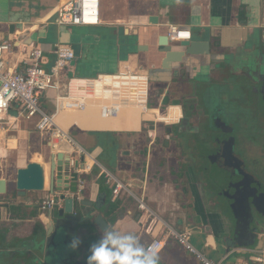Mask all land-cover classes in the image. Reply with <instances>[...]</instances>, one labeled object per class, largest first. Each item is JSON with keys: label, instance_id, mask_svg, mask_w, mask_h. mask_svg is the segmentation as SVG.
<instances>
[{"label": "crops", "instance_id": "0c3cea01", "mask_svg": "<svg viewBox=\"0 0 264 264\" xmlns=\"http://www.w3.org/2000/svg\"><path fill=\"white\" fill-rule=\"evenodd\" d=\"M58 5L59 0H0V41L10 42L14 52L4 57L6 68L23 71L25 52L39 48L44 53L43 67L48 69L55 48L68 45L75 59L61 75L64 91L69 81L76 91L75 87L99 74L140 69L149 76L157 105L145 115L138 109H125L115 120H105L93 107L85 112H60L55 122L76 145L64 143L55 148L48 135L36 130V119L26 120L21 108L12 104L0 126V178L10 185L0 196V232L32 239L35 224L42 222L38 205L48 193L17 196L12 185L17 169L39 163L45 167L48 182L50 155L64 153L73 158L79 146L87 153L79 165L91 168L85 175L84 197L99 208L108 230L134 234L144 248L153 239L162 240L165 246L157 255L158 264H201L175 238L185 233L194 249L209 260L258 264L254 257L264 258V228L253 235V227L237 232L233 227L226 235L220 200L211 187L202 185L208 178L183 173L180 179V174L161 166L162 160H155L158 152H168L172 144L165 138H142L141 133L143 124L152 119L163 124L177 121L183 103L198 89L211 84L224 89L221 84L231 79L247 84L245 74H253V64L264 68V0H102L101 22L93 27L58 26ZM170 25L189 31L188 41L201 42L207 54L182 56L179 42H169L174 52L168 46L163 54L159 45ZM55 95L54 90H47L41 96V109L48 115L54 112ZM109 174L129 184L130 192L113 197L114 182L106 184ZM253 178L263 181L257 175ZM241 217L246 218L242 213ZM260 221L264 216L260 215ZM232 223L235 226L236 218Z\"/></svg>", "mask_w": 264, "mask_h": 264}, {"label": "built area", "instance_id": "2783aa9c", "mask_svg": "<svg viewBox=\"0 0 264 264\" xmlns=\"http://www.w3.org/2000/svg\"><path fill=\"white\" fill-rule=\"evenodd\" d=\"M101 2L102 0H59L57 25L98 26L101 22ZM167 38L169 42L188 41L191 33L170 25ZM13 53V45L10 42L0 41V126H3L5 122L3 116L9 111L11 105L17 104L24 118L26 120L36 119V130L48 135L51 146L58 148L64 143L76 145L73 139L55 122V117L60 112H85L93 107L99 109L105 120H115L120 117L123 110L128 108L138 109L142 115L149 110L150 81L144 70L127 68L115 73L99 74L96 78L87 79L83 84L75 87L76 91L69 81L64 91L60 82L61 75L75 59L74 51L70 46L61 44L55 48V59L48 69L43 67L44 53L39 48H32L25 52L23 71L15 72L7 69L4 57ZM47 90H54L56 93L54 112L51 115L46 114L40 106L41 96ZM164 124L168 125L166 122ZM85 155H87L86 151L77 146L74 155L76 157L70 158L71 168H74L76 160L78 162ZM90 169L84 164L74 169L78 175L77 190L71 197L76 203L84 196L87 183L85 175L90 172ZM111 182H114L111 191L113 197L121 191L130 192L129 184H123L109 174L106 184ZM68 197L69 195L62 193L49 195L39 203V211L51 213L55 208L62 209ZM139 207L143 209L144 205L140 204ZM188 237L189 233L175 234L178 243L193 254L201 264H223L205 258L189 243ZM262 238L264 242V234ZM164 246L162 240L153 239L145 246V249L157 256ZM254 260L258 264H264V258L261 256L254 257Z\"/></svg>", "mask_w": 264, "mask_h": 264}, {"label": "flooded vegetation", "instance_id": "af4514ba", "mask_svg": "<svg viewBox=\"0 0 264 264\" xmlns=\"http://www.w3.org/2000/svg\"><path fill=\"white\" fill-rule=\"evenodd\" d=\"M245 76L247 84H242L243 81L235 79L226 83L221 82L224 87V89L221 88L223 90L221 93H225L221 103L224 104L223 106H211L209 98L216 93L217 87L214 84L206 85L203 90L195 91L194 96L183 103L180 109V117L177 121L166 125L163 131L164 136H156L155 134L151 137V132L156 133V130L149 126L148 132L150 133L144 137L153 138L155 141L165 138L172 145H170L168 152L165 149L162 152L168 153L167 156L170 157L176 150L183 159L181 163H177L178 170L172 169L171 172L176 171L177 174H181L182 172L179 171H183V173H189L193 177L195 175L206 176L212 170L222 173L220 178H214L213 181L208 178V182L199 183L206 187H213L215 183L219 185L223 180L221 178L230 176L233 177L232 180L238 183L237 185H241L243 180L247 184L250 180L252 181L250 176L256 175L261 177L264 182V163L262 164L263 167H257V163L264 162V151L261 150L258 157L257 155L253 156V144L255 146L262 145L261 147L264 148V142H253L252 136L253 107L257 112L262 109L258 102H253L251 96L263 97L264 102V85L257 83L261 79L264 81V68L260 67L259 69L253 64V74H249V76L245 74ZM235 81L238 82L237 89L239 92L234 90L233 83ZM215 83L217 85L220 82L216 81ZM228 84L232 88H229ZM228 90L231 91L230 94ZM243 90H246L247 93ZM241 175H244L245 178ZM215 191L217 192L216 198L223 200L224 198L220 195L222 188H217ZM40 214L42 216L41 221L46 225L47 230L54 231L53 238L57 235L55 230L60 228L58 233L61 232L62 245L57 244L59 248L69 249L72 252L82 251L84 254L90 253L91 233L88 232L86 226L80 225L82 219L68 218L65 221L57 222L55 225L54 219H58V209H53L51 213L40 211ZM42 227L37 226L36 223L31 237L34 236L36 230ZM9 235V232H0V264H21L22 260L19 259L20 248L30 250L32 239L9 237ZM76 238L81 243L76 249H73L70 245ZM54 242L51 241V243Z\"/></svg>", "mask_w": 264, "mask_h": 264}, {"label": "water", "instance_id": "95a60500", "mask_svg": "<svg viewBox=\"0 0 264 264\" xmlns=\"http://www.w3.org/2000/svg\"><path fill=\"white\" fill-rule=\"evenodd\" d=\"M155 21V19H150V23H155ZM171 44L166 36L162 38L159 46L162 50L171 46L172 50L174 46ZM178 46L181 48L179 52H182V56L185 57H197L207 54V52H204L206 46H203L201 42H179ZM166 52L168 51L163 50V54H166ZM170 52L173 53L174 50ZM257 83L264 85L263 79L258 80ZM48 165V182L45 167L39 163L31 162L24 168L17 169L15 180L13 181L17 196L25 197L28 193L43 192L48 193L47 197L54 193L69 195L64 201L63 208L58 210V219H54L55 225L57 222L65 221L68 218L82 219L80 225L86 226L88 232L91 233L92 246L101 238L103 229H109V226L102 214H100L99 208L95 207L93 202L83 196L76 203L71 197L77 190L78 175L74 172V169L79 167V163L75 162L74 168H71L68 155L53 153L49 157ZM241 177L245 178L244 175H241ZM250 178H252V181L250 180L245 184L243 180L241 185H237L238 183L232 180V176L221 178L223 180L219 183L220 188H222L220 195L224 199L218 201L219 205H217L220 207V214L227 222L226 235L230 233L233 227L235 232H237L238 228L249 230L253 227V235H257L258 231L264 228V221H260V215L264 216V182L251 176ZM8 186L10 185L7 180L0 178V196L8 192ZM241 213L246 218L243 219ZM232 218H236L235 226H233ZM37 226L43 227L35 231L30 242V250L20 248L19 259L22 260L21 264H87V257L90 253L84 254L82 251L72 252L69 249L64 250L57 246V244L62 245L61 232L58 233L60 228L55 230L57 235L53 238L54 231L47 230L43 222H38ZM51 241L55 242L51 243Z\"/></svg>", "mask_w": 264, "mask_h": 264}, {"label": "clouds", "instance_id": "9594fccd", "mask_svg": "<svg viewBox=\"0 0 264 264\" xmlns=\"http://www.w3.org/2000/svg\"><path fill=\"white\" fill-rule=\"evenodd\" d=\"M80 243L76 238L70 246L76 249ZM89 251L87 264H158L157 256L141 246L131 233L103 229L101 238Z\"/></svg>", "mask_w": 264, "mask_h": 264}, {"label": "rangeland", "instance_id": "374dc122", "mask_svg": "<svg viewBox=\"0 0 264 264\" xmlns=\"http://www.w3.org/2000/svg\"><path fill=\"white\" fill-rule=\"evenodd\" d=\"M237 84H238L237 81H235L233 83L234 90L239 92V90L237 89ZM218 87L219 88L216 89V93L209 98V101H210L212 107H215V105H220V106H223L224 105V104H221V103H222V100L224 99L225 93H221V87L220 86H218ZM200 90H203V89H198L197 91H200ZM228 92H229V94L231 93L230 90H228ZM149 96H150L149 97V101L151 102V104L148 105L149 106V111H152L153 112L154 109H151V108L153 106H156L157 105V102L155 100L156 99L155 96H153V91H152L151 85L149 86ZM262 98L263 97L253 96V102H258L259 106L262 109L259 112H257V110L253 107V135L252 136H253V142H259V143H263L264 142V118H263L264 117V113H263L264 112V107H263L264 102H263V99ZM90 108H88V110ZM66 113H76V112H66ZM262 122H263V125H261ZM143 125H145V128L143 129V132L141 133V135H142L141 137L142 138H144V136H148V134L150 133V132H148L149 126H152L156 130V133L151 132V137H153L155 134H156V136H164L163 131H164V128L166 127V125H164L163 123H158V122L152 121L151 123H145ZM261 127H262V130H261ZM261 146L262 145H256L255 146L253 144V156H256L257 155V157H258V154L260 153V151L261 150L264 151V148L261 147ZM174 148H175V146H174ZM258 148H259V150H258ZM156 152H158V151H156ZM158 154H160V156H158ZM163 154L164 153L162 151L161 152H158L156 154L155 160L156 161L162 160L161 166H163V167L169 168L170 170H172V169L173 170H178V164L177 163H179V162L181 163L182 160H183L182 157L180 156V154H178V152H176V150L168 158L162 157ZM126 155H127V153H124V156H126ZM140 157L141 158L144 157V156H142L141 152H140ZM158 158H160V159H158ZM263 163L264 162H262L260 164L257 163V167H259V168L260 167H263L262 166ZM158 165H160V164H158ZM263 169H264V167H263ZM179 172H182L180 174V176H178L181 179V175L183 174V171H179ZM209 172H207L209 174H206V176H204V177H207L210 180L211 179H214V178L216 179L220 175H222L221 172H217L215 170H212V171H209ZM172 173L175 174V175H177L176 171L175 172L172 171ZM196 177H198V176H196ZM12 185H13V182H12ZM216 185H217V187H216ZM211 188H212L211 189V193H214V195L215 194L217 195V192L214 191V190H216L217 188H220V186L215 183L213 185V187H211ZM214 200H215V197H214Z\"/></svg>", "mask_w": 264, "mask_h": 264}, {"label": "trees", "instance_id": "16d2710c", "mask_svg": "<svg viewBox=\"0 0 264 264\" xmlns=\"http://www.w3.org/2000/svg\"><path fill=\"white\" fill-rule=\"evenodd\" d=\"M75 141V140H74ZM102 162V161H101ZM103 164H104V162H102ZM103 176H104V174H102ZM100 183H103V182H101V177H100ZM99 183V184H100ZM103 185H104V189H105V191H104V193H105V196H107V197H109V190H108V188H107V186L103 183ZM110 194H111V191H110ZM20 218H24V216H19ZM114 220H115V218L111 221L112 223H114Z\"/></svg>", "mask_w": 264, "mask_h": 264}, {"label": "bare ground", "instance_id": "6f19581e", "mask_svg": "<svg viewBox=\"0 0 264 264\" xmlns=\"http://www.w3.org/2000/svg\"><path fill=\"white\" fill-rule=\"evenodd\" d=\"M135 109V108H134ZM65 147H63L64 150H66L68 147L66 145H64Z\"/></svg>", "mask_w": 264, "mask_h": 264}]
</instances>
